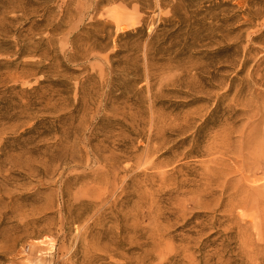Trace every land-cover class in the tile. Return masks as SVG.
Segmentation results:
<instances>
[{"label": "rangeland", "instance_id": "1", "mask_svg": "<svg viewBox=\"0 0 264 264\" xmlns=\"http://www.w3.org/2000/svg\"><path fill=\"white\" fill-rule=\"evenodd\" d=\"M0 264H264V0H0Z\"/></svg>", "mask_w": 264, "mask_h": 264}]
</instances>
